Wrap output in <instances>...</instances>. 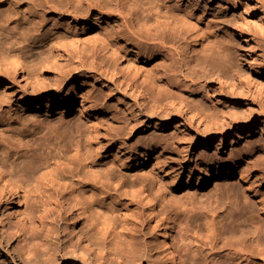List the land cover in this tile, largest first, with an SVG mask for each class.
<instances>
[{
  "label": "rangeland",
  "instance_id": "obj_1",
  "mask_svg": "<svg viewBox=\"0 0 264 264\" xmlns=\"http://www.w3.org/2000/svg\"><path fill=\"white\" fill-rule=\"evenodd\" d=\"M154 1L156 0H146V5H153ZM197 1L223 21L226 35L221 34L216 40H228L227 45L231 46L232 52L230 59L235 68H232L233 72L228 73L229 75L225 74L219 79L200 80L202 85L193 86L195 98L198 94L206 96L205 104L212 116L209 121L189 109L186 104L188 97L183 91L178 97L168 99L162 106L154 107L142 88L143 76L134 74L131 68H127L128 61L125 59L103 64H98L97 61L94 66L73 63L65 66L69 73H66L63 92L75 88L78 96H91L95 99L97 108L106 112L99 115L103 119L102 127L110 128L112 139L122 141L120 148H127V153L132 157L130 164H133L134 152L138 149L150 145L154 149L148 158L141 156L143 164L133 165L131 168L122 169L116 164L108 167V162L114 160L112 151L108 150L98 160L103 171L113 168L116 173L124 174V177L125 174L130 175V179L141 176L157 179L160 184L157 186L154 204L161 223L160 234H153L151 228L155 222L148 217L144 207L132 202L127 196L117 195L120 198L115 197V201L119 202L112 201L114 196L103 199L105 206L112 209L113 220L119 226L117 232L125 234L123 239L116 238L115 241L102 235L99 226H95L96 222H93L90 211L83 215L80 224H74L65 202L59 198L57 205L52 204L53 235L58 237L57 244L45 238L38 243L24 245L16 229L18 221L12 216L9 221V214L5 211L6 221L0 219V230L4 234V245L0 247V264H157L156 260L163 258L160 245L162 232L164 233L162 228L166 224L173 228L174 242L179 250L178 264H264L263 257H249L247 251L248 248L253 249L258 234L264 235V216L254 196L249 193L246 198L245 188L241 186V182L236 183L241 173L251 175L253 180L256 177L261 180L259 176L262 174L261 186H264V133L260 137L264 126V0ZM20 3L21 8H25L28 0H21ZM167 3L171 9L176 7L177 2L170 0ZM12 14V8L0 7V15L3 17H10ZM96 14L97 12H93V17ZM100 19L99 25L92 24L89 32L84 29L80 33H92L108 26L106 16ZM16 25L18 22L13 20L0 21V46L5 49L9 47L10 41L17 39L11 48L22 51L28 60L31 59L29 63L48 55L51 47L49 39L65 32L60 24H56L55 18L51 19L50 15H46L38 39L21 42L19 34L11 31ZM240 31L245 35L239 36ZM211 38L212 42L214 38ZM187 41L188 39L180 41L182 48H187ZM126 55L132 64L138 62L136 64L143 67L145 72H154L161 67V61L156 57L135 59L132 52H127ZM73 66L77 68L71 69ZM35 70L30 67L29 73L25 75L30 76L32 82ZM54 77L55 73H50L48 81ZM24 84L20 74L10 76L0 71V163L9 147V137L16 146L31 143L34 146L31 145L32 150L25 156L31 169L25 173L33 172L38 175L43 171L44 164L53 160L59 147L54 138L55 133L49 132V127L55 124L65 128L78 122L77 110L82 97L74 105L71 116L57 121L53 116L43 117L42 111L35 113L34 109L17 107L16 103L23 91L32 92V84ZM55 87L50 82L46 90L48 92ZM180 89L186 90L185 83L181 84ZM41 121V128L35 126ZM81 122L83 129L84 121ZM61 131L58 134L63 137ZM61 143L64 151L72 142L62 138ZM60 154H63L62 151ZM72 161L70 164L65 160L60 171L64 165L68 168L69 164L75 171H81L78 159L73 158ZM230 163L234 164L233 174L229 178H221L216 185L212 179L194 194V189L187 192L181 187L175 198L167 191L166 183L175 174L184 178L190 171L197 172L207 164H219L224 170ZM163 165L167 170L165 176L158 173L159 166ZM24 184L20 205L23 213L31 220L33 214L44 205L43 201L47 197L45 191L50 187L39 186L38 181ZM229 188L233 189L232 198L228 197ZM261 192L264 193V187ZM177 201L183 203L186 211L179 209ZM7 204V200L3 199L2 205ZM222 219L226 222L224 228H220L217 223ZM193 220L200 224L201 232L199 231L198 236L189 233ZM207 221L214 227V232L209 236H206ZM232 227L234 231L229 232ZM256 227L258 232L254 233ZM132 232L135 233L134 236L129 237L128 233ZM143 238L150 245L148 249L142 243ZM244 239L247 241V248L234 245ZM134 259L137 261H133Z\"/></svg>",
  "mask_w": 264,
  "mask_h": 264
},
{
  "label": "bare ground",
  "instance_id": "obj_2",
  "mask_svg": "<svg viewBox=\"0 0 264 264\" xmlns=\"http://www.w3.org/2000/svg\"><path fill=\"white\" fill-rule=\"evenodd\" d=\"M20 1L0 0V7L8 6L12 8L13 12L10 17L0 15V21L18 22V25L14 26L11 31L16 35L19 34L21 42L38 39L41 24L46 15H50L51 19L55 18L56 24H60L65 32L58 37L49 39L51 47L48 55L46 54L37 61L36 59L30 61V63L28 61L31 59L28 60L22 51L18 52L11 48L17 39L14 38V41H10L9 47L5 49L0 46V71L10 76L20 74L25 81L24 86L29 82L32 84V92L22 90L23 93L16 103L17 107L34 109L35 113L42 111L43 117L53 116L59 121L60 118L71 116L77 100L79 97L82 99L77 110L78 122L65 128L55 124L49 127V132L55 133V137L54 135L53 137L57 140L59 147L53 160L44 164L40 174L25 173L26 170L31 169L25 156L32 150L31 145L33 144L29 142L30 144L26 143L27 145L16 146L13 139L9 137V147L6 148L0 163L1 221H6V210L9 214V221L11 216L16 218L18 227L15 228L24 245L38 243L45 238L57 244L58 237L53 235L52 213L54 208L52 204L57 205L61 198L65 202L67 211L71 213L74 224H80L83 215L90 211L93 222H96L95 226H99L103 236L113 241L120 240L125 237V234L117 232L119 226L113 220L112 209L105 206L103 199L114 196L112 201L119 202L115 201L117 199L115 197L124 195L132 202L144 207L148 217L155 222L151 228L153 234H160L161 223L158 220L154 204V200L157 199L155 193L158 191L159 183L157 179L152 176L130 179V175L125 174L124 177V174L116 173L113 168L103 171L104 168L99 165L98 160L104 157L108 150V152L112 151L114 158L113 161L108 162V167L116 164L122 169L131 168L133 165L143 164L144 160L141 159V156L144 155L148 158L154 149L151 148V145L138 149L134 152L133 164H130L132 157L127 153V148H120L122 141L112 139L109 133L110 128L102 127L103 119L99 115L106 112L97 108L98 104L95 99L91 96H78L75 88L63 92L66 73H69L65 66H71L72 63L94 66L97 61L98 64H103L108 61L117 62L125 59L128 61L126 62L127 68H131L134 74L143 76L142 88L154 107L162 106L168 99L178 97L183 91L184 94H187L186 104L189 109L209 121L212 116L205 104L206 96L198 94V97L195 98L193 86L202 85L200 80L219 79L223 75L233 72L234 63L230 59L232 52L231 46L227 45L228 40L226 39L227 42L224 39L216 40L221 34L226 35L223 21L197 0H176V7L171 9L168 8L170 4L167 3L170 0H156L153 5L148 6L146 0H28L25 8H21ZM93 12H97L94 17ZM105 16L108 26L96 32L80 33L84 29L89 32L92 29L91 25H99L100 17ZM113 18L114 21H112ZM239 34V36L245 35L241 31ZM211 37L214 38L212 42ZM182 39H188L187 48L181 47ZM221 44H223L222 47ZM127 52H132L135 59L156 57L161 61V67L154 72H145L143 67L136 64L138 62L132 64L129 61ZM30 67L36 69L33 82L30 80V76H25L26 73H29ZM76 68L77 66H73L71 69ZM50 73H55V77L48 81L47 77ZM180 77L183 81L179 80ZM50 82L56 87L47 92L46 86ZM183 83H185L186 90L180 89ZM4 98L7 99L6 96ZM9 100H11L10 97ZM81 120L84 121L83 129ZM42 124L41 121L35 126L41 128ZM60 130H62L63 137L58 134ZM263 133L264 126L260 137ZM62 138L72 142L70 146L63 148L64 151L61 149ZM61 151L63 154H60ZM73 158L78 159V164L82 167L81 171L77 172L69 166L73 163ZM65 160H68L70 164L68 168L64 165L65 169L63 166V170L60 171ZM164 165L159 166L158 169V173L162 176L167 174ZM232 165L234 164H228L223 170L219 164L218 166L207 164L204 168H199L197 172L190 171L184 178L181 177L182 175L175 174L171 176V181L166 183L167 191L173 198L177 196L176 192L181 187L185 188L187 192H190L191 188L194 189L192 191L194 194L212 179L216 185L221 178L231 177L233 174ZM258 172L262 173L259 170ZM240 175L236 183L241 182V186L245 188L246 198L249 197V193L254 196L257 206L264 216V193L261 192L264 187L261 186L263 175L259 176L261 180H258L256 176V179L253 180L251 175L242 173ZM29 181H38L39 186L50 187L45 191L47 197L43 201L44 205L33 214L31 220L23 213L20 205L21 194L25 190L24 183ZM233 195V189L229 188L228 197L232 198ZM3 199L8 202L6 206L2 205ZM177 203L179 209H182L183 212L186 211L181 201H177ZM251 208L253 209V207ZM192 223L189 233L198 236L199 231L201 232L200 224L197 223V220H193ZM217 223L220 228L226 226L223 219L218 220ZM205 225L208 232L206 236H209L214 232V227L209 221ZM162 229H164V233L162 232L163 239L160 246L163 258L157 259L156 262H158L157 264H178L179 250L174 242L173 228L166 224ZM257 230L258 227L255 228L254 233ZM228 231L233 232V227ZM134 234V232L128 233V236L132 237ZM3 235L0 230V247L4 245ZM88 238L92 239L90 236ZM143 241V245L148 249L150 245L144 238ZM234 245L247 248V241L239 240ZM253 245L252 250L247 249L249 257L259 255L264 259V235L258 234ZM133 261H137V259ZM190 264L196 263L191 262Z\"/></svg>",
  "mask_w": 264,
  "mask_h": 264
}]
</instances>
